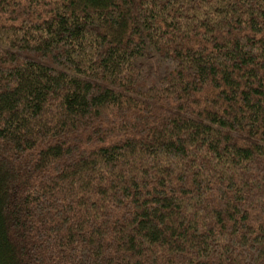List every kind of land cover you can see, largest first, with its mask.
<instances>
[{"label": "trees", "instance_id": "trees-1", "mask_svg": "<svg viewBox=\"0 0 264 264\" xmlns=\"http://www.w3.org/2000/svg\"><path fill=\"white\" fill-rule=\"evenodd\" d=\"M0 264H264V0H0Z\"/></svg>", "mask_w": 264, "mask_h": 264}]
</instances>
